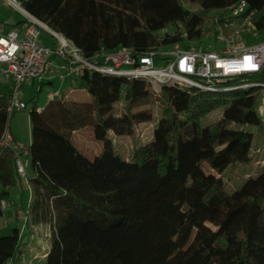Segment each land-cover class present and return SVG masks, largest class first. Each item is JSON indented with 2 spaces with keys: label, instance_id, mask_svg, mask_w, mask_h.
Masks as SVG:
<instances>
[{
  "label": "trees",
  "instance_id": "trees-1",
  "mask_svg": "<svg viewBox=\"0 0 264 264\" xmlns=\"http://www.w3.org/2000/svg\"><path fill=\"white\" fill-rule=\"evenodd\" d=\"M16 1L69 40L83 59L100 64L95 54L120 48L133 56L169 50L176 43L188 48L207 34L209 20L212 32L234 20L230 9L240 0ZM245 1L247 8L237 18L251 17L261 28L264 0ZM213 10L220 12L210 19L207 12ZM169 27L163 38L157 36ZM62 60L57 72L66 75L69 67ZM80 65L68 76L90 101H71L62 94L42 107L41 89L28 101L31 142L14 139L27 150L19 153L24 176L16 152L2 144L16 112L9 109L12 88L0 92V215L12 190L25 180L31 190L27 234L38 226L50 228L44 264H264V169L235 191L223 179L230 168L252 162L253 133L230 129V123L257 126L264 140L260 89L213 93L178 84L155 89L146 77L100 73ZM253 78L264 80V67L228 84ZM121 98L125 104L116 115ZM156 103L162 105V116L152 140L125 157L117 140L135 144L136 125L153 120ZM223 106L228 107L220 121L201 125L203 117ZM85 127H92L102 144L93 159L73 141V133ZM195 163L198 171L191 177ZM203 164L218 176H209ZM2 231L0 264H16L24 245L21 229L5 235Z\"/></svg>",
  "mask_w": 264,
  "mask_h": 264
},
{
  "label": "built area",
  "instance_id": "built-area-1",
  "mask_svg": "<svg viewBox=\"0 0 264 264\" xmlns=\"http://www.w3.org/2000/svg\"><path fill=\"white\" fill-rule=\"evenodd\" d=\"M8 1L21 10L27 18L22 34L15 30L4 33L0 29V65H7L0 71L11 83L12 99L9 106L11 112L25 108L19 98L22 85L46 74L51 69L50 58L55 55L66 61L67 68L69 67L66 75H70L72 71H78L82 63L100 73L146 77L152 81L155 89L178 84L216 93L257 87L260 89L262 101L258 111L264 118V80L228 84L233 77L255 75L264 67V42L247 45L243 39L244 29L256 30L257 25L253 23L251 17L237 18L247 8L245 0H240L231 7L230 13L235 17L234 20L219 25L213 31L223 43L220 51L212 46H194L193 44L183 48L180 43H176L169 50H153L143 55L133 56L128 49L120 48L112 53L95 54L94 59H102L100 64H97L95 60L91 62L83 59L78 49L69 40L51 31L41 21L29 15L16 0ZM42 29L54 35L60 46L53 49L42 44L40 42ZM2 144L16 152L18 171L21 176H24L25 169L19 159V153L25 154L26 148L16 144L8 131L3 136ZM5 206L6 202L1 201V207L5 208Z\"/></svg>",
  "mask_w": 264,
  "mask_h": 264
},
{
  "label": "rangeland",
  "instance_id": "rangeland-1",
  "mask_svg": "<svg viewBox=\"0 0 264 264\" xmlns=\"http://www.w3.org/2000/svg\"><path fill=\"white\" fill-rule=\"evenodd\" d=\"M219 12L220 11L218 10L209 11L207 12V16L210 19L215 18L219 14ZM22 21H24L23 18ZM204 29L207 34L201 40L193 42V45L212 46V48L216 49L217 51H220V49L223 47V43L222 41H219L218 37L210 30V20L206 23ZM170 31L171 29L169 27L167 29L158 31L156 34L159 38H163L165 34ZM243 39L246 41L247 45L264 42V23L261 28H258L256 30L254 28L244 29ZM56 40V37L48 31L43 33L40 37V42L42 43H48L50 45H55L58 43V46H60L58 40ZM62 65L63 60L57 56L53 68L55 69L56 67H61ZM6 67V64L0 65V69H5ZM61 77V73L58 72L55 75L48 74L47 76H44V81L50 80L54 82L55 87L51 88L49 87V85L43 86L39 97V103L42 107H44L48 102L49 91L55 92L56 90H59L63 93L65 87H68L70 84H73V77ZM251 80L260 81L257 78H253ZM8 82L9 81L0 72V92H9L10 86ZM39 83V79H36L34 87L31 83H24L22 85L20 90V101L22 100L21 102L24 104L27 103V106L21 111H16L10 120L11 133H13L17 137V139L20 140L21 144L28 145L31 142V123L29 118L31 104L28 103V101L35 96V93L37 91L40 90ZM124 104V98H121L118 104L119 109L116 115H120V111L123 108ZM260 104H262L261 100L259 101V105ZM226 107L228 106L217 108L207 114L201 119V125L207 126L220 121ZM161 116L162 105L160 103H156L153 106V120L150 123H141L136 125V134L134 138L135 144H133V140L120 138L119 140H117L116 143L119 151L125 157H128L134 147L152 140L154 129L157 127ZM228 127L233 130L249 131L252 132L254 135L253 146L251 151L252 162L237 168H230L223 174V179L226 182L227 189L229 191H235L242 187V185L250 176H256L260 174L264 169V140L259 136L257 126L230 123ZM74 140L81 142L88 153L93 154L101 149L102 144L97 140L96 144L91 133L82 132V135H76L74 137ZM200 167L209 176L213 174L215 176H218V174L214 173L213 170L209 168L206 164L200 165ZM197 171L198 166L195 163L189 171L190 176H194ZM30 198V187L28 183L23 180L22 185H19L17 186V188L12 190L7 207L4 210V213L0 215V228L3 229L2 233L4 235L10 234L12 230L16 227L21 229V235H23L24 245L21 248L19 260L16 264H44V253H46L50 249V228L48 226H38L35 228L34 233L32 235L27 234L28 229L25 226V211L29 205ZM16 212H20V217L16 215ZM5 224L7 227L4 228Z\"/></svg>",
  "mask_w": 264,
  "mask_h": 264
},
{
  "label": "crops",
  "instance_id": "crops-1",
  "mask_svg": "<svg viewBox=\"0 0 264 264\" xmlns=\"http://www.w3.org/2000/svg\"><path fill=\"white\" fill-rule=\"evenodd\" d=\"M5 1L4 0H0V29H2V31L4 33H7L9 31L15 30V31L20 32V34H22V32L24 31V29L26 27L25 14L21 10H19L18 8H16L14 5L10 4V2L8 0L6 2ZM22 18H23L24 21H22ZM42 44H44L46 46H49V47H52L53 46V45H50L48 43H42ZM55 61H56V58L55 59H52V61H51V69L44 76H47L48 74L55 75L57 73V69L61 70L63 68V65H62L61 67H56L54 69L53 68V65H54V62ZM63 64H64V62H63ZM58 73H61V72H58ZM75 74L76 73H73L72 76L75 75ZM44 76L38 78L39 79V82H40L39 83L40 84V89L42 90V88H43L44 85H49V87L54 88L55 87L54 82H52L50 80L44 81ZM61 76H62L61 78H64L65 76H68V75H65L64 73H61ZM35 82H36V80H34L33 82H31V84H32L33 87L35 85ZM8 83H9V86L11 88V83L10 82H8ZM64 87H65V85H64ZM10 88H9V91H10ZM62 94L65 95V99L71 100V101L88 102V101L91 100V96L85 90L74 89L73 88V84H70L68 87H65L63 93L61 91H59V90H56L55 92L49 91V93H48V100L51 97L56 98V97L61 96ZM20 95L21 94L19 93V98H20ZM82 132L91 133L92 134V137L94 138V141L96 143V140H95V137H94V131H93V128L92 127H85V128L80 129L78 131H75L73 133V141L76 144L77 148L83 154H85L87 157L93 159L97 155L98 151H96L93 154L88 153L86 151V149L84 148V146L82 145L81 142L74 140V137L76 135H79V134L82 135ZM12 135H13L15 141L17 143L21 144L20 143V140H18L17 137L13 133H12Z\"/></svg>",
  "mask_w": 264,
  "mask_h": 264
}]
</instances>
